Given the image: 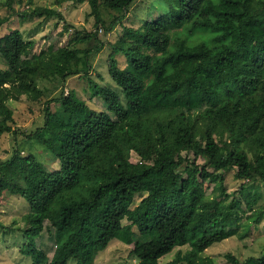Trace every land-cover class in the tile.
Listing matches in <instances>:
<instances>
[{"label": "trees", "instance_id": "16d2710c", "mask_svg": "<svg viewBox=\"0 0 264 264\" xmlns=\"http://www.w3.org/2000/svg\"><path fill=\"white\" fill-rule=\"evenodd\" d=\"M21 1L0 0V29L13 16L56 17L62 34L70 32L56 9L29 0L19 13L14 5ZM135 1L88 0L94 25L112 31ZM160 1L162 14L125 26L113 44L106 59L109 86L89 76L102 42L71 47L96 32L74 30L64 46L30 56L34 41L18 29L0 35V135L18 130L9 124V103L46 94L40 81L63 86L80 76L88 100L98 97L104 106H90L74 90L61 92L45 102L43 123L0 161V203L4 192L28 203L20 252L30 264H92L95 252L115 239L136 264H213L202 255L209 246L252 236L264 220V204L256 206L264 187V0ZM101 9L119 15L106 25ZM120 53L126 55L123 68ZM34 146L58 169H47ZM232 171L241 183L230 196ZM44 221L54 241L51 258L35 243ZM183 246L188 250L160 262ZM225 258L264 264V254Z\"/></svg>", "mask_w": 264, "mask_h": 264}, {"label": "rangeland", "instance_id": "374dc122", "mask_svg": "<svg viewBox=\"0 0 264 264\" xmlns=\"http://www.w3.org/2000/svg\"><path fill=\"white\" fill-rule=\"evenodd\" d=\"M29 0H22L17 2L14 8L19 13L23 8L29 7ZM33 7H47L59 11L65 22L72 25L69 33L74 30L84 32H96V37L91 38L90 41L81 43H73L71 47L78 49L91 48L99 42H102L99 53H94L91 56V69L89 76L95 83L101 86L113 85L108 73L106 59L113 44L121 36L123 28L137 27L141 24L140 19H152L155 16L162 14L164 6L160 0H139L135 1L133 5L125 12L124 18L120 24L115 28L106 32V30L98 25H94V17L91 15L88 0L77 2L75 0H67L61 5H57L55 0H32ZM4 9H0L3 12ZM102 19L106 25H109L112 18L119 13L112 11H105L101 9ZM139 19V20H138ZM13 29H18L24 39L34 41V47L29 54L38 53L43 50H56L64 46L69 39L67 34L63 33V22H58L56 17H16L13 16L10 21L3 25L0 29V35L8 33ZM70 35V34H69ZM80 55V54H79ZM125 54L120 53L117 55L120 68L126 66ZM0 66L4 67L3 64ZM58 84V85H57ZM86 80L80 76H74L67 79L66 83L62 86L60 83L52 81H40L41 87L47 86L46 94L38 101L28 99L26 96H21L19 100L9 103V107L13 111V120L9 124L18 129L17 133H4L0 135V161L7 160L13 154L16 144H22L24 141V134H29L43 123L44 119V104L52 97H58L61 92L67 93L74 90L80 98L87 101L90 106L97 109L104 108L100 98H93L88 100V93L86 91ZM54 88V89H53ZM85 90V91H84ZM52 110H56L59 106L57 103H50ZM35 147V146H34ZM39 160L49 170L58 169L59 163L53 161L49 154H46L41 147H35ZM25 148H21L20 155H25ZM193 159L190 153L188 156ZM130 160L136 162L138 160L135 153L130 154ZM197 163H203L202 160L196 158ZM241 181L233 177V171L227 175V193L231 196L240 185ZM255 184H249L253 186ZM210 189L208 190V192ZM261 196L258 200L257 207L264 204V187L260 186ZM3 203H0V264H30L31 259L29 256L21 253L20 247L22 245V230L26 228V223L22 221V216L28 212V203L19 196H13L8 192H4ZM142 198V194L136 195L132 206L136 205ZM131 206V207H132ZM47 228L35 240L37 247L43 249L49 258H51L54 251V241L51 236L49 223L44 221ZM127 221L123 220L122 224ZM244 223V222H243ZM17 227L18 229H13ZM252 236L243 240L232 236L220 242H215L209 246L204 252L203 256L209 257L213 260V264H230L225 258V254L230 253L234 255L239 261L247 257H260L264 254V220L258 225V228L253 230ZM177 250L182 252L188 250L187 246L174 249L171 253L164 255L160 262L164 263L171 260ZM129 248L127 245L122 244L118 240H112L109 246L103 250H97L94 254L92 264H136V259L129 256ZM210 260V259H208ZM68 264H76L74 259L70 260Z\"/></svg>", "mask_w": 264, "mask_h": 264}]
</instances>
